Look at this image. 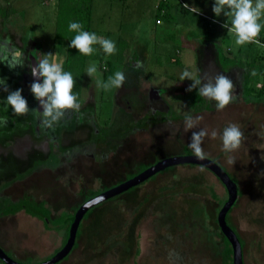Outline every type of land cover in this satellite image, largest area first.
I'll return each mask as SVG.
<instances>
[{"label": "rangeland", "instance_id": "374dc122", "mask_svg": "<svg viewBox=\"0 0 264 264\" xmlns=\"http://www.w3.org/2000/svg\"><path fill=\"white\" fill-rule=\"evenodd\" d=\"M44 1L46 0H0V7L11 4L18 8V12L9 20H4L0 15V43L9 41L11 47L23 52L27 58L23 68L10 70L0 63V79H6L9 92L22 89L21 95L30 109L26 115H14L5 102L9 92L4 91L3 98V92L0 93V109L3 111H0V118L7 121L6 124H0V170L1 167L4 169L5 180L1 184L6 185L4 198L9 197L4 206L10 201L16 202L23 196H28L36 203L45 201L52 210L53 218H57L63 212H77L86 200L135 176L145 166L180 155L178 153L183 145L181 147L182 141L175 143L167 140L165 135L152 137L143 134L141 143H131L135 147L134 152L133 149L130 151L126 148L129 143L117 154L109 153L110 158L100 163L104 153L100 148L85 147L87 156L83 155L81 151L84 148L72 146L76 144L73 136L64 138L63 134L64 147L57 148L58 160L53 156L52 159H45L49 153L48 137L34 134L42 132L41 119L36 112L38 100L30 91V85L35 81L27 66L31 63L30 52L36 47L35 42L43 48L44 54L54 53L58 9L55 0L49 3ZM157 1L94 0L91 33L104 39L108 36V40L112 33H116L117 40L121 33L134 34L128 35L133 41V47L143 44L150 51L147 63L156 79L164 76L160 72H175L174 77L165 76L160 81H155L167 86L176 85L185 69L196 71L198 75L205 70L212 76L222 71L217 58L208 62L210 55L198 54L200 43H205L215 55L218 48L228 58H235L234 50L230 52L229 46L236 44L237 37L219 23L230 20L223 13L216 17L212 9L201 8L202 12L199 14L190 13L183 5L193 4L192 0H184V4L178 0L180 3L172 18H164L158 22L159 13L155 6ZM257 22L264 30V12ZM27 32L31 33L35 42L29 40ZM184 35L188 38L184 40L192 41L190 46L193 48L182 43L181 37ZM176 43L183 46L182 53H179L183 63L173 66L166 64L163 67L157 64L158 50H166L168 47L173 49ZM247 44L250 43L242 45L244 49ZM115 48L116 51L111 55L103 52L95 57L93 53L89 56L88 68L94 65V74L101 79L105 73L110 77L117 71H123L115 58L118 52L116 44ZM263 51L264 47L253 43L249 58H244L245 53L239 54L238 59L246 62L249 60L255 72L251 78L253 84H249L244 98H240L238 102H230L232 104L222 111L216 109L201 113V119L189 129L193 133L201 129L207 130L208 135L201 145L206 156L209 155L222 165L241 186L243 195L233 210L231 220L247 241L246 264H264V84L256 85L258 81L264 80L260 72L264 64H259L260 59L255 56V53ZM103 61L107 70L101 68ZM229 72L234 73L231 69ZM262 72L264 75V71ZM127 80L133 82L128 75ZM187 82L192 81L187 79ZM184 87L186 89L187 86ZM2 90L3 86L0 85V91ZM174 90L170 89L171 92ZM109 91L113 94L114 88ZM120 91L125 95L129 92L123 86ZM135 92L138 93V89ZM107 107L109 111L112 109L111 104H107ZM122 116L124 120L119 126L120 130L134 125L132 120L136 119L135 115L128 117L123 112ZM137 120L139 119L136 122ZM193 121H196V117ZM230 123L240 127L244 140L238 150L226 154L222 151L220 135ZM144 129L145 126L137 131L147 134ZM213 130L218 133L215 139L211 137ZM45 131L48 133L47 129ZM52 134L54 135V131ZM146 143L148 144L144 145ZM185 143H191V138ZM92 151H96L99 158L90 156L93 155ZM192 152L188 148L181 153L194 154ZM229 158L233 163L228 162ZM54 160L58 162L55 163ZM35 170L38 172L34 173ZM22 174L25 175L24 181L18 179ZM35 176L40 178L39 181ZM50 186L52 191L48 189ZM227 197L222 181L204 166H170L146 182L92 207L80 224L79 241L74 249L56 264H221L223 240L218 236L217 214ZM1 210L3 209H0L2 213ZM65 238L64 229L48 230L42 221L25 212L10 217L0 216V246L12 258L21 262L40 263L49 259L60 249ZM0 264L5 263L0 261Z\"/></svg>", "mask_w": 264, "mask_h": 264}, {"label": "crops", "instance_id": "0c3cea01", "mask_svg": "<svg viewBox=\"0 0 264 264\" xmlns=\"http://www.w3.org/2000/svg\"><path fill=\"white\" fill-rule=\"evenodd\" d=\"M50 1L51 0H46L44 2L49 3ZM55 1L58 9L59 0H55ZM177 2L178 0H166V1L158 0L155 3L156 10L158 11L159 14H162V16H159L158 14V19L163 20L164 18H172V14L175 13V11H177L176 6L180 3ZM192 2L193 4L189 3L190 6H194L199 9L201 8V9L211 10L214 0H192ZM2 8L4 7H0V15L3 18ZM16 10L18 12V8H16ZM226 22L229 24V27H231L230 24L231 21L227 20L225 21V23ZM219 23L222 25L224 24V22H219ZM56 27H57V18L55 24L56 42L53 53L54 62L61 64L63 70L65 71L66 62L68 60V55H69V41L67 39L56 38ZM90 33H91V29H90ZM27 34L29 35V40L35 42V40L32 38L31 33L27 32ZM102 35L104 36V34ZM106 35H108V33ZM128 35L134 36V34L131 33H129ZM128 35L127 33L126 34L121 33L119 34L118 40L116 37V33H112L111 36L109 37L110 40L113 41L118 46V52L117 55H115V58L120 63L121 67H123L122 72L125 74L126 77L125 83L123 84V88L127 87V91L129 92L126 95L123 94V92L120 91L121 89L120 87V88H114V93L112 94V92H110L109 90L106 91L103 88L97 87L98 80L106 82V79H108L109 77L107 73H105L103 79H101L95 74H93L91 77L87 75L88 59L90 56L88 55L86 56L83 84H82V88H80L81 89L80 98L77 100V102L80 103L81 105L80 110L78 112L73 110H65L64 118L61 119L59 123L55 124L54 128L52 129L44 128L40 124V128L42 132L40 133L35 132L34 134H38L39 137H43V138L48 137L46 139H48L49 143H55L54 141L58 143L63 142L62 140L63 134H64V138L65 136L67 137L70 136L71 138L73 136V139L76 142V144L72 146H75L77 148H84L83 155L87 156L86 154L87 151L86 152L84 151L86 149L85 147L92 146L93 148H97V149L100 148L104 152L102 159H100L99 161L100 163L106 162L110 158L108 157L109 153L117 154V152L121 150L122 147H126L127 144L129 143H130L129 146H127L126 148L130 149V151L131 149H133L134 152L135 147L134 145L132 146L131 143H141L143 141V137H142L143 134L145 136L150 135L152 137L165 135L167 140H170L175 143L178 141H182L181 147L182 145L183 147L181 150H179L178 154L183 155L181 152L183 150H188V148H189V152H191V148L189 147V144H186L185 142L189 137L192 138L191 134H193V131L192 130L186 131L184 129L185 118L186 116L191 115L192 119L195 120V117H199V115H201V113L203 112H209V111L213 112V110H216L215 107L216 101L214 100L209 101L206 98L201 97L196 89H194L191 92L184 91L193 83V81L187 82V79L182 82L178 80L179 82L177 81L176 85L174 86H167L166 84L163 83L161 84L155 83V81H160L159 79L165 76L171 75L172 77H174L173 75L175 74V72L171 71L172 74H168V72H160L161 75L164 76L156 79L155 76H153L154 73H152L151 70L149 69L150 68L149 63H147V61L150 59L149 57L150 51L145 49V46H143V44L134 45L133 47V41L131 40V38L128 37ZM184 38L186 40L188 39L186 35L182 36L181 37V39H183L182 43L186 47L193 48L192 46H190V43L192 41L189 40L186 41L184 40ZM106 39H108V36H106ZM256 39H259L261 41V44H264L263 27H261L260 34ZM165 40L167 41V39ZM122 44L124 47L123 50H121ZM99 45L100 44L97 43L96 45L94 44L92 46L93 57L98 56L97 54H101L104 52L102 47L99 48ZM235 45L236 44H232V46L231 45L229 46L230 52L234 50L235 54L233 56H235V58L233 57L228 58V56L223 55L222 51L218 48H217V53L215 55L214 51L209 47H207L205 43H200L197 52L199 55L201 53L202 54L207 53L208 55H210L208 62L213 61V59L217 58V61L222 66V71L219 74H224L233 81L235 85L234 94L236 95V100L234 102H238L239 99L242 98L246 92H248V87L250 86L249 84H253L251 83V78L254 70L249 60L247 62L244 60L241 61L238 59V57L240 53H245L244 58H249L250 49L253 48V43L247 44L245 49L243 48L242 45L241 46H235ZM34 46L36 47L30 52V54L34 51L37 52L38 57L39 55L44 54L43 48H41V46H38L36 42ZM182 49L183 46H181V44L179 43H176L173 49L171 47H168L166 50L163 49L158 50L159 54H157L158 56L156 59L157 64H159L161 67H163L166 64L169 66L182 64L183 58L180 56V54L182 53ZM39 50L42 51L41 52L42 54L39 53ZM255 56L256 58L259 57L260 60L258 62L259 64L263 65L264 51L262 53H255ZM201 61L206 63V61L203 60ZM101 68L102 70H107L104 61L101 64ZM229 69L233 70L234 73L229 72ZM262 71H264V66L260 68L261 75L264 76ZM127 75L132 78L133 82L127 80ZM205 75H208V73L205 70L200 72V76H205ZM205 82H207V79H204L202 81V83ZM130 83H132V85H129ZM261 84L262 85L264 84V80L262 81L260 80L256 83V85H261ZM184 86H187L186 89ZM136 89H138V93L135 92ZM170 89H175V90L171 92ZM106 93H107V97H105ZM174 95H177L178 97H175ZM107 104H111L112 106V109L110 110L111 112L109 111ZM130 108L131 110H128ZM139 109H141V111H139ZM0 111L3 112L2 108L0 109ZM36 112H38L39 114L43 113V111L39 110L38 106L36 108ZM123 112L127 114L128 117L135 115L136 119L138 118L139 120H137L136 122V119L135 118L133 119L131 117V119H133L132 121H134V125L130 127L126 126L123 130H120L119 126L124 120V117L122 116ZM39 118L41 119L40 115ZM143 126H145L146 128L144 129V131L147 134L143 132L140 133V131H137ZM45 129L48 130V133L45 131ZM52 131H54V135L52 134ZM187 132L189 134H187ZM186 134L188 136L187 138H186ZM160 138L161 137H158V139ZM177 138H180V140H177ZM131 140L134 142H131ZM125 141H128V143L127 142L125 143ZM1 142H3L2 148H4V139H2ZM147 144L148 143L144 145ZM112 148H116V151L115 150L112 151ZM150 148L153 149L152 146H150ZM97 149L96 151L98 152ZM96 151L95 152L92 151L91 153L93 155L90 156L92 157L94 156V158H99V156L96 154ZM1 157H4V155H1ZM35 157L37 156L35 155ZM206 157L210 158L209 155H207ZM45 159H52V158L50 157ZM56 159L58 160L57 157ZM57 160H54L53 162L56 161L55 163H57L58 162ZM153 164H149L145 167L148 168ZM35 172H38V170H35L34 173ZM24 174H22L18 179L24 181L25 180L24 176L27 175ZM34 178L37 177L35 176ZM39 179L40 178H37V181H39ZM4 180H5L4 169L1 167L0 209H3V211L1 210L2 213L0 212V216L2 214L5 217H10L13 215H17L20 212L27 213L25 210H21L14 214L4 215L5 207L11 204H16L24 199H29L30 201L34 202V200L30 199L28 196H23L22 198L18 199V201L16 202L10 201L4 206L5 200L9 198V197L4 198V188H6V185L4 184L1 185L2 183H4ZM40 186L41 185L39 183L38 187ZM48 189L51 190V186ZM2 206L4 207L2 208ZM33 217L39 219L36 216ZM39 220L42 221L41 219ZM43 224L45 226L44 222Z\"/></svg>", "mask_w": 264, "mask_h": 264}, {"label": "clouds", "instance_id": "9594fccd", "mask_svg": "<svg viewBox=\"0 0 264 264\" xmlns=\"http://www.w3.org/2000/svg\"><path fill=\"white\" fill-rule=\"evenodd\" d=\"M190 13L199 14L200 9L194 6L183 5ZM212 12L216 17H220L221 13L231 21V27L226 22L222 27L226 28L229 33H235L237 45L246 43H255L261 47L259 39H256L261 30V24L257 21L260 19L261 13L264 12V0H214ZM69 31H75L78 34L70 41L69 47L78 50V53L88 56L93 53L92 45L99 43L103 51L111 55L116 51L113 41L97 37L95 33H89L82 30V25L77 22L69 23ZM26 57L23 52L18 51L10 46L9 41L5 40L0 43V63L5 64L10 70L17 67L25 66ZM32 77L42 78L43 83L33 82L30 85V91L34 97L40 101L43 107L41 116V126L52 129L54 125L59 123L65 116V110H80V103L77 102L78 96L73 93L74 78L71 72L64 71L61 64L54 62V54H42L39 60H36L35 66L31 63L27 64ZM96 72V67L90 66L87 69V75L91 77ZM255 75V72L252 73ZM180 81L185 79L193 81L186 89L191 92L194 89L198 91L201 97L209 101H216L215 107L217 111H222L230 102L236 100L234 94L235 85L233 81L224 74H216L200 76L196 71L185 69L180 77ZM207 79V83H202ZM126 77L122 71L115 72L114 76L109 77L107 82L97 81V87L104 90L112 88H120L125 83ZM214 81V83H213ZM0 85L3 86V91L9 92L6 79H0ZM22 89L9 92L6 98V106H10L14 115H26L30 109L27 107V101L21 95ZM46 98V99H45ZM201 117H196L194 122L191 115L185 118V130H189L198 122ZM6 119L0 118V124H6ZM208 135L206 129H201L199 132L192 134L189 147L192 149L195 157L199 160L206 158V153L201 147L204 138ZM217 131L211 132V137H217ZM222 141V151L232 153L238 150L244 140V133L236 124H229L223 129L220 135ZM229 163L233 160L229 158Z\"/></svg>", "mask_w": 264, "mask_h": 264}, {"label": "water", "instance_id": "95a60500", "mask_svg": "<svg viewBox=\"0 0 264 264\" xmlns=\"http://www.w3.org/2000/svg\"><path fill=\"white\" fill-rule=\"evenodd\" d=\"M36 60H38L37 52L34 51L30 54V61L33 66L36 64ZM34 81L37 83H43L42 78L39 77H33ZM46 99V98H45ZM38 108L40 111H43V107L40 104V101H38ZM199 164L207 169L211 170L213 173L216 174V176L222 181L224 186L226 187L229 198L228 200L223 203L221 210L218 214V223L219 228L223 232V234L229 239L230 243L233 246V255H234V264H244V255H243V247L241 240L234 231V229L230 226L227 220V215L232 206L233 203L236 202L238 198V185L234 181V179L231 177L229 172L223 168L222 165H220L217 161L206 157L203 160H199L195 157L194 154L188 155H177L173 157H169L166 159H163L156 164L148 167L141 173L135 175L134 177L127 179L123 181L122 183L109 188L97 195H94L93 197L86 200L80 208L77 210V212L74 215V218L72 220L71 228H70V235L65 243V245L58 250L55 255L50 257L49 259L40 262V263H25L21 262L15 258H12L7 251L0 246V259L5 264H56L60 262L61 260L65 259L72 251V249L75 246L78 230L80 227V224L86 215V213L94 206L101 204L102 202L109 200L112 197H115L117 195H120L124 193L125 191L144 183L147 181L150 177L157 174L158 172L174 165H180V164Z\"/></svg>", "mask_w": 264, "mask_h": 264}, {"label": "trees", "instance_id": "16d2710c", "mask_svg": "<svg viewBox=\"0 0 264 264\" xmlns=\"http://www.w3.org/2000/svg\"><path fill=\"white\" fill-rule=\"evenodd\" d=\"M7 1L11 2L12 0H7ZM92 2L93 0H59L56 38L67 39L70 44V41L75 37V35L78 34L75 31H69L70 22L80 23L82 25V30L90 33L91 21H92V14H91ZM181 3L183 4L182 1ZM16 12H17L16 8L11 4L2 8L4 20H7V19L9 20V18L12 15H14ZM159 16H162V14H159ZM158 20H160L161 22V19H158ZM123 49L124 47L122 44L121 50ZM85 64H86V56L78 53V50L69 47V55H68V60L66 62L65 71L71 72L73 75V78L75 81L73 93L78 96V99L80 98V91H81L80 88H82V84H83ZM145 169L147 168L140 170L137 174L141 173ZM223 203H221V206L224 205ZM21 210H25L27 213L41 219L45 223V226L47 229H50V230L64 229L66 232V238L64 239L63 245L60 247V249L65 245L68 238H70L69 237L70 228H71L72 220L76 212L75 213L63 212L57 218H53L52 210L50 209V207L47 205L45 201L36 203L35 201L32 202L29 199H24L16 204H11L5 207L4 215L14 214ZM218 230H219L218 236L221 240H223L222 245H221V242L219 243L221 245L220 251L222 254L221 264H234L233 247L231 246L229 239L223 234L221 229L218 228ZM78 233H79V230H78ZM78 236L79 234H77L76 243L77 241H79ZM0 261L3 262L1 259Z\"/></svg>", "mask_w": 264, "mask_h": 264}, {"label": "flooded vegetation", "instance_id": "af4514ba", "mask_svg": "<svg viewBox=\"0 0 264 264\" xmlns=\"http://www.w3.org/2000/svg\"><path fill=\"white\" fill-rule=\"evenodd\" d=\"M3 92V93H2ZM0 93H2V95H1V97L3 98V94H4V91L2 90V91H0ZM37 103H38V101H37ZM3 128V127H2ZM1 128V129H2ZM55 143H49L48 142V144H47V149L49 150V153L47 154V156H48V158H52V156L54 157V158H56V156H57V154H58V150H57V148H60V149H62L63 147H64V145H63V143L62 142H60V143H58V142H56V141H54ZM113 150H115L116 151V148H112V151ZM81 154H83V151H81ZM107 155V154H106ZM166 159V158H165ZM189 164V163H188ZM215 174V173H214ZM216 175V174H215ZM237 185H238V198H237V200H236V202L235 203H233L234 205L232 206V208L230 209V211L228 212V215H227V220H228V223L230 224V226L234 229V231L236 232V234H238V236H239V238H240V240H241V243H242V247H243V255H244V264H246V246H247V241L245 240V238L243 237V235H242V232L241 231H239V229H237L235 226H234V224H233V221L231 220V215H232V213H233V210H234V208H235V206H237L238 204V202H240V200H241V198H242V191H241V186H240V184L238 183V181H237ZM226 192L228 193V191H227V189H226ZM228 198H229V194H228V197L226 198V200L224 201V203L228 200ZM221 208H222V206H221ZM221 208L219 209V211L221 210ZM218 214H219V212H218ZM218 214H217V223H218ZM218 225H219V223H218ZM231 246H232V244H231ZM233 247V246H232Z\"/></svg>", "mask_w": 264, "mask_h": 264}, {"label": "built area", "instance_id": "2783aa9c", "mask_svg": "<svg viewBox=\"0 0 264 264\" xmlns=\"http://www.w3.org/2000/svg\"><path fill=\"white\" fill-rule=\"evenodd\" d=\"M180 1H182V2H183V4H184V1H183V0H180ZM158 22H160V20H158Z\"/></svg>", "mask_w": 264, "mask_h": 264}]
</instances>
